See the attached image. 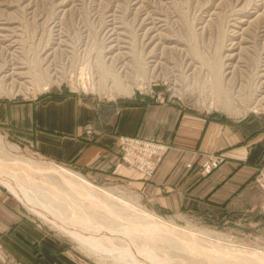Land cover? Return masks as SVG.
Instances as JSON below:
<instances>
[{"label":"rangeland","instance_id":"1","mask_svg":"<svg viewBox=\"0 0 264 264\" xmlns=\"http://www.w3.org/2000/svg\"><path fill=\"white\" fill-rule=\"evenodd\" d=\"M138 65L145 67L144 76L138 73ZM113 76L121 77L126 86H133V94L112 97L115 90ZM58 93L122 101L142 96L152 101L177 102L186 109L220 119L264 116V0H0V98L37 100ZM224 99L229 101L227 107ZM0 137L14 146L18 145L22 157L26 159L48 167L61 165L55 166L78 173L94 186L109 189L117 197L142 206L163 221L193 233L208 232L212 237H204L199 250L207 248L206 251L212 252L216 248L213 251L219 254L215 255L216 258L224 256L222 264H240L236 256L242 257L240 254L245 252H264V227L261 230L252 229L225 215L180 219L171 215L162 216L147 209L127 181L95 179L80 169L33 153L2 130ZM119 149L120 160L129 165L122 159L120 146ZM168 149L156 163L152 176L145 177H153ZM1 160L13 162V156L9 152H0ZM186 166L191 167V163ZM259 168L253 181L264 194L255 179ZM212 171L202 174L200 166V173L204 176ZM12 175L18 176L15 173ZM15 179L11 185L16 191L28 195L30 199L36 198V201L40 198L41 207L51 208L49 213L56 211V216L62 213L59 217L65 221L69 219L73 229L79 228L82 232L76 231L88 236L94 246L98 244L97 247L117 256V262L110 257L99 260L91 256L51 223L28 211L0 182L3 191L19 201L17 203L24 215L61 241L63 251H66L62 264H210L206 254L190 250V253L188 250L184 252L167 241L155 240V245L154 240L147 241L151 249L131 243L135 244L134 250L121 238L108 234V229L103 233L95 232L90 220L88 225L85 220L84 228V220L71 219L69 213L63 216L66 209H62L61 203L54 201L53 207L52 202L51 205L46 204L24 179ZM40 179L43 180L36 183L49 181L48 177ZM56 205L61 209L59 207L58 210ZM263 205L264 201L259 206V212L264 216ZM70 219H76L75 222H80V225ZM107 224L110 225L109 222ZM96 225L106 228L105 225ZM123 226L126 227V224ZM107 238H111L116 245L107 246L103 242ZM158 244L162 246L158 247ZM164 245L167 246L165 250ZM226 248L231 250L227 252ZM248 253L243 257L249 256ZM224 254H227L226 258ZM9 258L0 244V264H10Z\"/></svg>","mask_w":264,"mask_h":264},{"label":"crops","instance_id":"2","mask_svg":"<svg viewBox=\"0 0 264 264\" xmlns=\"http://www.w3.org/2000/svg\"><path fill=\"white\" fill-rule=\"evenodd\" d=\"M0 130L47 160L95 179L127 181L143 205L162 216L225 215L252 229L264 227V194L253 181L264 167V116L220 119L142 96L122 101L58 93L0 98ZM121 136L169 146L152 178L120 160ZM209 154L225 161L204 176L200 163ZM17 201L0 187V244L10 264H62L61 241L24 215Z\"/></svg>","mask_w":264,"mask_h":264},{"label":"bare ground","instance_id":"3","mask_svg":"<svg viewBox=\"0 0 264 264\" xmlns=\"http://www.w3.org/2000/svg\"><path fill=\"white\" fill-rule=\"evenodd\" d=\"M137 69H138V73L143 74V76H144V74L146 73L145 67L138 65ZM111 77H112V75H111ZM113 77H114L113 83H114V87H115L114 93H115V91H116V93L115 94L113 93L112 97H117V96L129 97L133 94V92H134L133 86H131V87L128 85L126 86L124 84L123 79L120 80L121 77H119V78L118 77L116 78L115 76H113ZM106 84H108V83H106ZM227 99H224L225 103H226V107L229 105V101H228L229 99L228 100ZM0 152L2 154H6L9 152L10 155L13 156V162H3L4 160L0 161V182L2 183V185L7 187L9 189V191H11L16 196V198L22 202V204L26 207V209L28 211H30L32 214H34V215H36L42 219H45L46 221L51 223L61 234L65 235V236L69 237L70 239H72L73 241H75L87 253H89L91 256L92 255L95 256L99 260H102V259L104 260L105 257L106 258L110 257L116 261L117 256L114 253L110 254V252H108L104 248L97 247L98 244L96 246H94L91 242L92 240L90 241V238L88 240V238H87L88 236H83L84 234L83 235L79 234L78 233L79 228L76 229V230H78V231H76L75 229H73L72 224H70V221H68L69 216L66 218V219H68L66 221L69 222V223H67L65 220H62V218L59 217L60 215H62V213L59 216H56V214H55L56 211H53V214H55V215H53V214L49 213L51 208L41 207V205H42L41 201L42 200L40 201V198H39V200H38L39 202H38L35 200L36 198H34V200L32 198L30 199L27 197L28 195L26 196V195L21 194L18 191H16L14 189L13 185H11L12 180L14 178H16L15 180H17V178H19V177L22 178V180L24 179L26 181L27 186H29L30 188H32L36 192H38V194L41 195L40 197H43V201L47 202L46 204H49V205L52 204V207H53L54 201L61 203L63 205L62 209L63 208L66 209L65 212L63 210H61L64 212L63 216L64 215L66 216V214L69 213L72 216V217L70 216L71 219L72 218H76V219L78 218V219H80L81 222H83V220H84L83 223H85L87 221V225H88V222L91 221L90 224H94L93 226L95 227V228L93 227L94 228L93 230H95V232H96V230H98L99 231L98 233H100V231H101V233H103V231L105 229H108L107 230V232H109L108 234H112L118 238H121L123 240V242L126 245L131 246L132 249L135 248V246H133L135 244H139L141 247L143 246L146 249H151L148 247V243H147V241H151V240L152 241L154 240L153 241L154 245H155V240L156 241H167V242L172 243V244L174 243V245L176 247H180V249L184 252H187V250L189 252V250H190V252L193 251V253L195 252V253H198L200 255L206 254L207 260L210 262V264H222L223 263L222 258L224 256L222 258L221 257L216 258L218 253H216L217 251L213 252L216 248L213 249V251H212L213 253L211 251H206L205 249H207V248H205L204 250H201V249L199 250L200 245L204 242L203 238L204 237H209V238L212 237L209 234H207L208 232L205 233L206 231L205 232L200 231V232L193 233V232L188 231L184 228H181V227H179L173 223L163 221L162 219H160L156 215L150 214L146 210L142 209L141 208L142 206L139 207L137 204H134V202H132L130 200L117 197L115 193L108 191L109 189L105 190L103 188H99V187L94 186L92 183L88 182L86 180V178L85 179L82 178V176L79 175L78 173H75V172L73 173L69 170L57 167L55 165H51L50 167L44 166L43 163L39 164L33 160L26 159L25 157H22L21 150L18 147L8 143L4 138H1V137H0ZM15 170H17L18 172ZM16 172H17L18 176H13L12 173L13 174L15 173V175H17ZM37 176H39V177H37ZM40 177H42V178L48 177L49 181H46L45 183L41 182V184L36 183V182H39V180H43V179H40ZM13 184H14V182H13ZM20 189H21V187H20ZM21 191H22V189H21ZM45 206H47V205H45ZM55 207L57 208V205ZM59 207L61 209V206H58V208ZM60 209H58V210H60ZM53 210H54V208H53ZM59 213H60V211H59ZM64 218L65 217H63V219ZM75 220L74 221L71 220V222L73 223V222H75ZM88 220H90V221H88ZM77 222H75V223H77ZM108 222L110 225L107 224ZM78 223L79 224H77V225H80V222H78ZM116 223L120 224V225L118 226ZM96 224H101L102 226L105 225L106 228H104V227L101 228ZM115 224L117 227L114 226ZM123 224H126V227H124ZM85 225H86V223L84 224V228H85ZM88 231H89V228H88ZM79 232H82V231H79ZM108 236H110V235H108ZM92 237H94V236H92ZM104 238H106V237H104ZM140 239H142V241H139ZM216 241H218V240H216ZM103 242H105L107 244V246H108V244H110L111 246L116 245L111 238L104 239ZM195 242H197V243H195ZM208 242L209 241H207V243ZM218 242L220 243L221 241H218ZM97 243H98V241H97ZM131 243H135V244H131ZM210 243H213V242L210 241ZM150 244L153 248L152 243H150ZM216 244H217V242H216ZM220 244L222 245V243H220ZM220 244L218 245L219 248H221ZM119 245H122V244H119ZM183 245H188V247L185 248ZM212 245H214V244H212ZM159 246H162V244L161 245L158 244V247ZM119 247H117V249ZM166 247L164 245V250ZM196 247H197V249H196ZM161 248H163V247H161ZM228 248H226L224 250H226L228 252L231 249H233L231 247H230L231 249H228ZM208 249L211 250V248H208ZM134 250H136V248ZM158 250H160V249H158ZM166 251H168V250H166ZM226 251H225V253H227ZM222 253H224V251ZM222 253H220V254H222ZM247 253L248 252H245V254H247ZM249 253H248V255H249ZM130 254H132V252ZM168 254L170 255V253H168ZM146 255H148V254H146ZM226 255H225V258H226ZM240 255L242 257L236 256V260L240 264H264V252L254 251V252L250 253L251 256L246 255V257H243L244 256L243 254H240ZM127 256H129V254ZM193 258H194V256H193ZM158 259H159V257H158ZM189 259H190V257H189ZM199 260H203V259H199ZM191 261H193L192 258H191ZM102 262L104 263V261H102ZM105 262H107V261H105Z\"/></svg>","mask_w":264,"mask_h":264},{"label":"built area","instance_id":"4","mask_svg":"<svg viewBox=\"0 0 264 264\" xmlns=\"http://www.w3.org/2000/svg\"><path fill=\"white\" fill-rule=\"evenodd\" d=\"M87 132H90V130L87 129ZM118 142L123 151V161L148 177L152 176L156 163L168 149L165 143L141 137L121 136ZM224 160V157L220 154L207 155L200 163L201 173L208 174L214 168L221 165ZM255 179L264 191V167L259 168ZM262 209L264 210V205Z\"/></svg>","mask_w":264,"mask_h":264}]
</instances>
